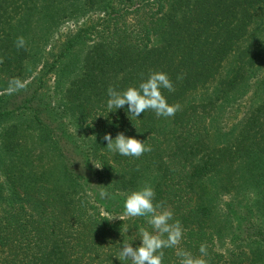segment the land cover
I'll return each mask as SVG.
<instances>
[{
    "label": "trees",
    "instance_id": "16d2710c",
    "mask_svg": "<svg viewBox=\"0 0 264 264\" xmlns=\"http://www.w3.org/2000/svg\"><path fill=\"white\" fill-rule=\"evenodd\" d=\"M81 1L87 10L97 9L102 15L79 29L76 39L60 50L62 58L76 42L90 43L80 74L63 91L60 104L65 117L77 120V131L90 144L95 164L101 166L96 184L106 187L105 195L100 192L102 200L94 201L85 196L87 182L72 170L71 153L34 106L56 58L44 67L36 88L9 117L15 113L12 118L27 117L38 125L55 146L68 185L48 183L47 174L31 165L2 172L0 264H130L118 259L123 241L135 237L132 246H140V229L151 230V226L144 217L107 219L116 211L115 217H120L125 212L124 199L145 183L154 188L155 202L163 201L185 230L178 248L164 249L163 264H180V250L199 256L202 244L208 264H264L259 256V252L264 256V250L253 246L264 245V192L259 189L257 171L240 175L257 183H251L255 187L251 195L260 197L254 211L230 204L222 207L219 199L249 194L248 183L235 185L234 168L243 163L257 169V160L264 162V115L250 116L233 142L215 143L225 134L214 130V120L197 114L193 105L183 106L191 93L215 82L232 53L246 50L240 44L254 24L264 22V0H107L101 7L96 0ZM7 56V52L2 56L3 67L11 59ZM248 61L252 66V58ZM153 71L168 74L174 90L162 89V94L169 104L181 105L172 117L175 134L170 139L159 129L152 110L135 117L128 114L127 105L110 112L107 108L109 86L122 91ZM235 81H226L230 89L241 79ZM118 133L144 141L151 151L139 158L110 152L104 136L111 134L115 139ZM14 138L1 141L14 162L40 160L34 154L23 157L20 140ZM168 141H173L170 151ZM78 191L82 193L76 195ZM215 212H221L222 218ZM244 223L255 231L247 237L240 236ZM225 237L233 247L228 255L218 250Z\"/></svg>",
    "mask_w": 264,
    "mask_h": 264
},
{
    "label": "rangeland",
    "instance_id": "374dc122",
    "mask_svg": "<svg viewBox=\"0 0 264 264\" xmlns=\"http://www.w3.org/2000/svg\"><path fill=\"white\" fill-rule=\"evenodd\" d=\"M106 1L96 0L95 3H99L101 7ZM100 15L102 13L97 9L87 10L81 0H54V4H50L49 0H0V59H3L2 56L6 52L11 56H7L11 58L7 62V67L0 63V182H3L2 172L8 173L9 169L15 170L20 167L30 169L31 165L38 169V172L44 171L47 174L48 183H53L57 187L68 185L67 179L63 176V163L58 157V152L38 125L27 117H24L26 120L12 118L16 116L15 113L9 117L10 113L16 110V105L25 100L26 96H30L36 88L35 82L39 74L45 72L42 71L44 67L49 66L57 58L55 68L44 77L45 87L38 92L34 106L40 109L43 121L51 126L54 135L60 139L61 146L71 153L72 170L84 177L87 182L85 196L94 201L96 198L102 200L103 196L98 195L100 192L105 195L106 187L104 185L98 187L96 184L97 167L91 156L90 144L76 131L77 120L65 117L64 104H60L63 91L80 74L81 61L90 43L76 42L62 58L60 50L66 43L76 39L79 29L97 21ZM6 36L8 38H5ZM20 36L25 38L26 43L18 48L16 42ZM240 45L246 50L244 52L237 50L224 61L215 82L191 93L183 103L184 107L193 105L197 114L204 113L208 120H214V130L219 129L225 134L220 140H215V143L233 142L243 129V123H246L250 116L262 118L264 115V22L258 26L254 24L246 40ZM249 58H252L250 62L252 66L248 63ZM12 78H20L26 83V87L9 95L5 90ZM231 79H235V83L241 79V82L230 89L226 81ZM172 117H158L159 129L169 139L175 134ZM11 129L14 132L10 134L8 131ZM7 138L20 140L19 149L23 157L28 158L29 154H34L39 156L40 160L26 164L14 162L9 156L8 147L4 149L1 147V141L6 142ZM172 146L173 141H168V151ZM257 162L260 163L257 169L243 163L235 166L237 167L234 168L237 177L235 185L248 183L250 192L247 196L240 192L237 198L221 196L219 199L222 207L230 204L244 210L250 207L254 211L260 197L251 195L255 188L252 185L258 183L259 189L264 192V162L262 160ZM251 170L257 171V183L248 182L247 176L240 178L241 174L247 175ZM80 193L82 192L78 191L76 195ZM215 214L222 216L221 212ZM120 216L126 217L124 213ZM242 226L241 237H247L251 235L250 232H255L247 223ZM253 246L264 250V245L259 247V243ZM232 248L230 238L221 239L218 247L220 252L228 255ZM259 256L260 261H264L263 254L259 252Z\"/></svg>",
    "mask_w": 264,
    "mask_h": 264
},
{
    "label": "clouds",
    "instance_id": "9594fccd",
    "mask_svg": "<svg viewBox=\"0 0 264 264\" xmlns=\"http://www.w3.org/2000/svg\"><path fill=\"white\" fill-rule=\"evenodd\" d=\"M26 41L23 36L17 38L16 46L23 47ZM0 59V63H2ZM26 83L20 78H12L8 82L5 90L9 95L23 90ZM162 89L173 91V84L165 72H151L147 79L138 85L128 86L124 90H117L113 86L107 89V108L110 111L122 108L127 105L128 114L139 117L148 110L155 112L157 117H171L181 110L179 103L169 104L166 97L162 94ZM114 109V110H113ZM77 131V130H76ZM104 140L107 141V149L113 153L123 156L139 158L144 153L151 151V146L135 137H127L124 133H118L115 139L111 134H105ZM100 168L101 166L95 165ZM102 195H104L102 193ZM124 216L135 218L144 217L151 230L141 228L139 238L141 244L138 247L132 246L135 237L124 240L119 253V260H128L130 264H163L164 249L178 248L184 235V229L180 221L174 220V214L170 208L165 207L163 201L155 202V190L145 183L143 186L130 192L124 203ZM123 216L111 217L107 220ZM200 255L194 256L190 251L180 250L178 255L181 257L180 264H208L206 245H201Z\"/></svg>",
    "mask_w": 264,
    "mask_h": 264
}]
</instances>
